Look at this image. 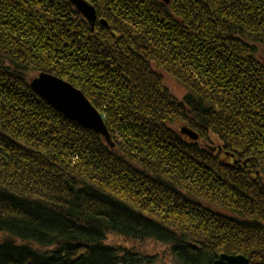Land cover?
Here are the masks:
<instances>
[{"label":"trees","instance_id":"1","mask_svg":"<svg viewBox=\"0 0 264 264\" xmlns=\"http://www.w3.org/2000/svg\"><path fill=\"white\" fill-rule=\"evenodd\" d=\"M87 1L106 25L68 0H0V264L153 262L108 233L176 264H264V0ZM39 72L84 93L113 149L34 93Z\"/></svg>","mask_w":264,"mask_h":264},{"label":"water","instance_id":"2","mask_svg":"<svg viewBox=\"0 0 264 264\" xmlns=\"http://www.w3.org/2000/svg\"><path fill=\"white\" fill-rule=\"evenodd\" d=\"M69 1L88 23L93 26L96 21V10L93 5L86 0ZM99 22L104 25L107 24L104 19H100ZM30 87L65 117L77 122L86 129L101 134L111 146L113 145L110 141L108 130L101 118L102 115L90 105L85 95L70 83L52 74L42 72L31 80ZM246 263L247 259L243 255L224 254L214 264Z\"/></svg>","mask_w":264,"mask_h":264},{"label":"rangeland","instance_id":"3","mask_svg":"<svg viewBox=\"0 0 264 264\" xmlns=\"http://www.w3.org/2000/svg\"><path fill=\"white\" fill-rule=\"evenodd\" d=\"M100 19L101 18H98L97 12H96V21H98ZM95 22H94V24H95ZM94 24H93V26H94ZM93 26H91V27H93ZM259 53H260V56H261V60L264 63V47H261L259 49ZM37 74H35V75H37ZM32 77L34 78V75ZM30 82L31 81H29V85H30ZM165 83L168 86L170 92L172 94H174L176 98H178V99H182L183 98V96L185 95L186 91H185V88L182 87L180 83H178L172 77H168V76L165 77ZM42 99H44V98H42ZM106 128H107L108 133H109L110 141L113 143L112 146L105 140L104 136H102L101 134H98V135H100V137L104 140L105 144L110 149H113L115 147L114 136H112V134L110 133V130L108 129V127H106ZM180 129L182 130V134L184 135L185 138H187L189 140H194V141L198 140L199 134L196 132V130H194V128H192V127L189 128L184 123H182V124H178V126H177V130L180 131ZM184 129H189V130L187 132H184ZM208 137H210V140H204V144L203 145L205 147H206V145H209L211 147L212 153L216 155L219 152V149H217V148L220 146V143H219V141L217 140V138L215 136L209 134ZM214 147H216L217 150L214 149ZM213 151H215V152H213ZM263 183H264V180H263ZM0 189L8 190V189H6L5 187H3L1 185H0ZM104 242L106 244H108V245L121 244V245L126 246L128 248H134L136 250H139V251L145 253V255H147L149 257H154V260H153V262L151 264H176V263H174V260L172 259V256L170 254L169 248L166 245H163V243H161L160 240H155V239H152L150 237H147L144 240L127 239L125 237H122L121 235H115L113 233H108L106 235V238H105ZM224 254L225 255H242V254H230V253H227V252H224V251H220V253H218L217 257L215 258V260L213 261L212 264H214L215 261L218 260L219 257L221 255H224ZM244 257L247 259V263L246 264H248V262H249L248 258L246 256H244Z\"/></svg>","mask_w":264,"mask_h":264},{"label":"bare ground","instance_id":"4","mask_svg":"<svg viewBox=\"0 0 264 264\" xmlns=\"http://www.w3.org/2000/svg\"><path fill=\"white\" fill-rule=\"evenodd\" d=\"M87 1V0H86ZM68 2L70 3V1L68 0ZM71 4V3H70ZM72 5V4H71ZM73 6V5H72ZM74 7V6H73ZM75 8V7H74ZM75 10L78 12V13H80L76 8H75ZM81 14V13H80ZM82 15V14H81ZM83 16V15H82ZM85 19V18H84ZM86 20V19H85ZM87 21V20H86ZM88 22V21H87ZM40 73H42V72H39L38 74H40ZM43 73H46V72H43ZM38 74L37 75H34V78L36 77V76H38ZM48 74H51V73H48ZM53 75V74H52ZM55 77H57L58 78V76H56V75H54ZM33 79V77H31L30 78V81ZM60 79H62V78H60ZM62 80H64V79H62ZM64 81H66V80H64ZM66 82H68V81H66ZM69 83V82H68ZM71 84V83H70ZM72 85V84H71ZM73 86V85H72ZM74 87V86H73ZM76 88V87H75ZM76 89H78V88H76ZM79 91H81L80 89H78ZM82 92V91H81ZM83 93V92H82ZM84 94V93H83ZM39 96V95H38ZM39 97H41V96H39ZM86 97V96H85ZM86 99L88 100V102L90 103V105H92L95 109H97L95 106H94V104L86 97ZM100 113V112H99ZM101 118H102V120H103V122H104V124H105V126H106V123H105V121H104V117L103 116H101ZM75 122V121H74ZM77 123V122H76ZM78 124V123H77ZM80 127H82V128H84V129H86L85 127H83L82 125H80V124H78ZM107 127V126H106ZM182 128V127H181ZM189 129H184V132H187ZM180 132L182 133V130L180 129ZM96 133V132H95ZM214 149H216V147H214ZM217 150V149H216Z\"/></svg>","mask_w":264,"mask_h":264}]
</instances>
